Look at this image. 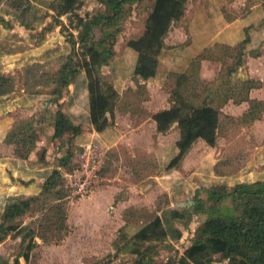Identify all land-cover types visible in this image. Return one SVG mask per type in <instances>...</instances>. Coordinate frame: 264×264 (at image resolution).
<instances>
[{
	"label": "rangeland",
	"instance_id": "1",
	"mask_svg": "<svg viewBox=\"0 0 264 264\" xmlns=\"http://www.w3.org/2000/svg\"><path fill=\"white\" fill-rule=\"evenodd\" d=\"M1 2L0 10L6 14L4 17L8 16L12 27L7 28L0 22V25L5 27L2 30L7 32L0 37L7 44L10 43L8 50L13 47L12 51H15L12 56L0 58V72L8 75L10 81L7 94H26L35 99L34 103L27 107L11 104L3 111L0 115V125L8 131L14 122L26 119L45 106L48 91L52 87L47 75L57 69L64 55L72 48V57L81 70L75 81L81 86L82 80H86V72L82 66H85V61L89 62L91 51L80 46L77 41L80 30L79 17L92 16L100 11L102 6L98 0ZM13 2L15 5L21 2L16 6L27 4L28 10L23 15H18L20 9L15 10L10 6ZM192 2L195 0L181 1L183 14L171 21V27L163 38V46L158 49L157 44H154L153 48H149L148 55L153 57V63H156L158 69L156 78L147 81L123 72L127 62L124 65L122 61H117L118 75L124 78L122 82L119 77L115 78L109 67L99 64L101 75L106 82L113 83L118 90L123 86L112 112H107L112 124L102 131H97L84 121L83 131L70 143L75 152V169L64 172L70 192L67 198L68 231L57 242L43 241L36 236L28 264H136L151 257L155 263L161 264H194L188 256V247L195 237L196 227L206 214L192 213L188 219L179 220L172 218L175 217L172 211H181L184 206L189 207L195 195L205 197L206 191L202 189L204 186H218L223 182L220 178H208V172L211 170L209 167H214L215 175L243 169L254 178L264 172V109L259 112L258 118L244 121L241 114L249 106L248 102L223 106L214 145L197 138L177 167L167 171L165 165H162L161 157L166 148L162 151L156 149L160 150L162 145L166 147L173 144V140L179 138L180 132L176 122L165 132L158 131L152 114L173 104L186 110L180 97V103L176 102L177 99L173 101L172 91L177 88L176 93L182 94L189 102L194 103L193 105H217L219 102L214 92L222 89L220 80L222 75L225 77L229 67L227 65L231 68L235 65L236 49L231 51L223 47L220 49V46L210 47L217 58L207 62L199 60L197 55L194 59L203 77L200 72V77L193 83H184L180 85L181 89L177 87L176 78L179 73L188 69L190 58L189 47H186L184 39H191L190 32L188 38L186 34L190 30L187 22L194 13ZM223 2L232 3L231 8L226 6V9H229L227 17L232 16L233 12L241 14L248 8L247 5L243 8L240 0ZM151 3L152 0H142L126 5L112 26H96L94 37L98 38L102 32L104 34L108 31L113 34L112 57L127 55V43H138L141 37H145L146 19ZM9 6L11 8H8ZM61 8H66L67 11L60 12ZM18 20L26 21L27 26L21 25ZM47 25L48 30L44 28ZM110 40L109 38L108 41ZM140 45L146 50L148 42ZM1 47L2 52H7ZM2 52L0 51V54ZM225 56L229 61L221 66V60H226ZM262 68L264 67L259 62L251 60L250 65H242L239 72L233 74L246 77L249 72L262 76ZM183 75L186 77V74ZM235 81L224 80V84L232 85ZM261 83L262 87L254 91L253 95L264 99V82ZM203 87H206L204 98H213L210 102L202 100V92H196V89ZM64 96L65 108L69 99H72L75 106H80L77 111L82 107L85 109L80 93L68 88ZM226 113L231 115L223 116ZM80 119L78 117L76 121ZM52 129V125L48 123H43L38 128L32 150L38 160L42 152L48 159H53L54 155L62 153L67 146L66 138L69 134L53 137ZM14 147V143L1 142L0 156L15 154ZM164 152L170 154L169 149ZM3 193L9 191H0V209L4 201ZM52 197L54 196L48 195L45 199L43 196L38 200L32 209V215L24 214L16 219L18 225L36 222L43 212L41 205L44 201H52ZM259 205L264 214V197ZM156 214L163 218V231L158 230L147 237H139V229L152 223ZM177 229L181 230L180 236ZM11 233L13 232L0 242V254L8 257L9 261L24 247L20 236ZM207 250L209 251L208 247L204 252ZM203 257L204 255L201 259ZM20 261L27 264L22 256ZM201 264L242 263L238 259L216 258L202 261Z\"/></svg>",
	"mask_w": 264,
	"mask_h": 264
},
{
	"label": "trees",
	"instance_id": "2",
	"mask_svg": "<svg viewBox=\"0 0 264 264\" xmlns=\"http://www.w3.org/2000/svg\"><path fill=\"white\" fill-rule=\"evenodd\" d=\"M71 1V0H69ZM102 6L101 10L92 16L79 17L80 30L77 41L79 45L91 51L89 62L85 61L86 80L83 79L79 86L75 77L80 74L81 70L76 65L72 50L64 55L57 69L48 74L52 87L48 91V97L45 100V106L31 114L24 120H19L13 123L12 127L6 131L3 141L14 143V153L19 158H27L31 150L34 148L37 131L43 123L52 125V136L61 137L68 133L66 138L67 146L62 153L54 155L51 161V167L47 170L46 176L40 189L29 195H11L3 193V203L0 209V242L3 241L10 233L14 236H20L21 244L24 247L17 254L8 260V257L0 254V264H22L20 257L22 256L28 264L30 250L33 248L34 238L38 236L43 241L53 240L55 242L62 239L63 235L68 231L67 218V198L69 196L68 186L64 172L75 169V152L70 143L73 142L75 136L83 131V122L88 123L97 131H102L104 128L112 124L109 120L107 112H112L115 101L119 95L118 89L111 82H106L101 75L99 64L107 65L114 72L115 78L118 76L116 62L122 61L125 65L123 72L131 73L143 80H149L158 76L156 63L153 62V57L149 56V48H153L157 44L158 49L163 46V38L167 33L172 20L180 18L183 14L182 0H152L150 11L147 16V26L145 29V37L137 42L127 43L128 54L123 56H113L111 31L102 32L99 37H94V29L96 26L104 28L112 26L119 18V14L123 12L124 7L133 4L136 1L142 0H98ZM1 2V0H0ZM21 2L16 3V5ZM11 3L10 6L15 10L20 9L18 15H23L28 10V5L16 6ZM8 8H11V7ZM0 8H2L0 6ZM9 11V9H8ZM66 8H61L60 12H66ZM10 12V11H9ZM19 19V18H18ZM22 25L27 26V22L18 20ZM0 22L5 27H10L12 23L0 14ZM45 26V25H44ZM49 29V25L44 27ZM30 30V29H29ZM44 32V31H43ZM114 32V31H113ZM109 38L111 39L110 41ZM93 40V42H91ZM249 40V33L245 29V37L236 46L218 45L206 47L202 49L196 56L199 60L202 58L215 59L217 58L211 48L220 46V49L235 50V65L231 68L230 65L225 72V77L222 75L221 88L214 92L217 95V105L212 103H202L193 105L182 94L172 91L173 101L177 99V103L181 101L185 103L186 110H182L178 105L173 104L170 107L158 109L152 114L155 121L156 129L160 132H165L173 122H176L179 127L180 136L175 142L176 152L170 154L163 151L162 165H165L166 170L171 171L177 167L187 153L193 142L197 138L204 139L208 144L214 145L216 142L218 126L220 124L219 115L222 116L221 107L228 99H233L234 102L247 101L249 106L241 114V119L251 121L259 117V112L264 109V99L250 98L248 95L252 87L260 86V82L247 75L233 74L239 72L245 62L246 53H256L258 48L248 49L246 44ZM148 42L146 50L140 47L142 43ZM151 46V47H149ZM156 47V48H157ZM211 47V48H210ZM5 51L8 50L5 46ZM9 50L11 48L9 47ZM2 52V50L0 49ZM137 52V56H136ZM211 52V53H210ZM133 58H132V56ZM62 55V54H61ZM112 57V58H111ZM226 57V56H225ZM197 59V58H196ZM198 60V61H199ZM229 61L221 60V66ZM242 64V65H241ZM188 69L179 73L177 79V87L182 88L184 83H193L199 76V65L195 60H191L188 64ZM122 67V69H124ZM175 72V71H174ZM186 74V77H184ZM236 80L232 85H225L224 80ZM9 77L2 71L0 72V95L7 94L9 85ZM74 85V92L82 95V107L79 111L72 109L79 108L75 106L72 99L64 104V93L68 91L69 84ZM206 87L196 89L199 94L202 92L203 101L210 102L213 98H204ZM211 90V89H210ZM222 90V91H221ZM71 98V97H70ZM53 104V107H51ZM258 108L256 109V107ZM224 114L223 116H228ZM80 117L79 121L76 119ZM40 161L45 160V155L42 152L39 155ZM252 176V175H251ZM23 183L26 181L19 179ZM217 187H219L217 189ZM202 188V187H201ZM202 189L206 191V196L195 195L193 203L187 207H182L181 211L173 210V219H188L192 213H205L206 217L195 229V237L192 239L188 247V256L194 264H201L202 261H210L218 258V260L238 259L242 264H264V214L260 207V202L264 197V172L261 176L250 177L246 170H238L235 173V178L230 183L226 181L221 184L204 186ZM199 189V190H202ZM52 195V201L41 205L42 214L33 224L29 223L24 226L18 225L16 219L24 214L32 215V209L38 200L44 196ZM163 218L160 215H155L152 223L146 227L139 229L138 236L147 237L163 231ZM36 225V227H34ZM180 236L181 230L177 229ZM209 249L205 253V248ZM204 257L201 259V257ZM198 256H201L198 258ZM167 263V262H166ZM31 264V263H29ZM136 264H161L155 263L151 257L149 260L138 261ZM168 264V263H167Z\"/></svg>",
	"mask_w": 264,
	"mask_h": 264
},
{
	"label": "crops",
	"instance_id": "3",
	"mask_svg": "<svg viewBox=\"0 0 264 264\" xmlns=\"http://www.w3.org/2000/svg\"><path fill=\"white\" fill-rule=\"evenodd\" d=\"M192 3L194 13L189 19V22H187V27L188 29L190 28V30H188V34L185 33L186 37L188 38L190 32L191 39H184V41L186 40V47H189L188 50L190 51V58L188 62L194 60L196 55L206 47L213 46L215 44L227 45L231 47L236 46L245 37V29L247 28L249 33V40L246 44V48L247 50L258 48V50L256 53H252L249 51L247 52L244 65H250L251 60H256V62H259L260 65L264 67V0H240L241 6H243L244 8V6L247 5L248 8L241 14H236L233 12L232 16L229 17H227V12L229 11V9H226V6H228V8H231L230 5L232 3L226 4L225 2H223V0H195V2ZM1 5L2 2H0V6ZM0 14L3 15V17L6 16V14L1 10ZM4 18L8 19V16ZM170 27L171 25L169 26V29ZM3 28L5 27H3V25H0V36L7 33L2 30ZM8 45H10V43L7 44L0 37V47L5 46L7 48ZM12 49L6 50L7 52H2L0 54V58L6 55L12 56V54L15 53V51L13 52ZM201 60L207 62L212 61L209 58H202ZM105 66L107 67V65ZM262 71H264V68H262L260 72ZM200 72L201 71L199 70V73ZM262 74V76L252 75L249 72L248 74H246L247 76L252 77L260 82V86L252 87L249 90L248 95L250 98L263 99L261 97H256L255 95H253L254 91H257V89L262 87L263 83L261 82H264V72H262ZM118 77V79L123 82L124 78L122 76ZM201 77H203L202 72ZM68 87L73 90L74 85L71 83ZM122 89L123 86L118 91L121 92ZM34 101L35 99L30 96L28 97L26 94H21L19 96H14L13 94L0 95V115L8 108V106H11V104L21 107H27L30 104H33ZM244 102L247 101L234 102L233 99H228L223 106L229 103L240 105L244 104ZM223 106L220 108L221 110ZM72 110L75 112L77 111V108ZM6 130L7 129H4V127L0 125V143L4 142L3 137L6 133ZM177 139L178 138L173 140V144H168L166 147H163L164 145H162L160 150H156L162 151L164 148H166L164 151L169 149L172 153L176 152L175 142ZM32 150L27 158H19L15 154H12L10 156H0V191L7 190L9 191L8 194L11 195H29L37 192L40 189V185L44 181L47 174L46 172H48L47 170L51 167L50 163L52 159H48L47 157H45V160L41 162L40 160L35 158V151L32 152ZM186 155L187 153L184 155V157ZM184 157L182 158V160L184 159ZM209 169L211 170H209L207 176L210 179L214 178L217 180L218 178H220L219 180L230 183L235 178L236 172H220L219 175H215L214 167H209ZM19 179H22L26 182L23 183Z\"/></svg>",
	"mask_w": 264,
	"mask_h": 264
}]
</instances>
